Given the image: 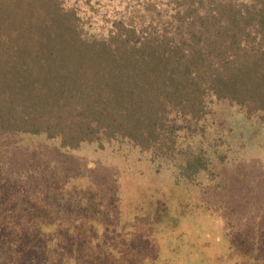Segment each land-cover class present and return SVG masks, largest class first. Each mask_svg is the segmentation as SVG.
Instances as JSON below:
<instances>
[{
  "label": "trees",
  "instance_id": "obj_1",
  "mask_svg": "<svg viewBox=\"0 0 264 264\" xmlns=\"http://www.w3.org/2000/svg\"><path fill=\"white\" fill-rule=\"evenodd\" d=\"M131 11L87 37L77 9L61 0H0V136L45 137L69 150L127 141L163 159L205 134L215 102L264 123V0H140ZM185 164L189 181L209 166L201 155ZM39 216L32 235L0 232V253L37 242L76 264L206 263L182 233L169 245L144 238L153 245L138 254L123 243L100 245L94 220L66 237L79 246L59 247L68 233L46 235L42 226L51 225ZM96 237L99 246H83ZM224 255L226 263L260 264L234 243ZM20 258L3 264H25Z\"/></svg>",
  "mask_w": 264,
  "mask_h": 264
},
{
  "label": "rangeland",
  "instance_id": "obj_2",
  "mask_svg": "<svg viewBox=\"0 0 264 264\" xmlns=\"http://www.w3.org/2000/svg\"><path fill=\"white\" fill-rule=\"evenodd\" d=\"M139 1L61 0L77 9L87 37L132 12ZM210 112L205 134L183 140L163 159L127 141L69 150L45 137L0 136V214L10 212L0 220V232L32 235L31 222L40 215L51 225L42 226L46 235H70L58 239L59 247H77L76 237L69 242L66 237L88 231L94 220L104 233L102 244L96 237L83 246L123 243L138 254L150 251L152 239L169 245L174 242L169 237L182 233L184 244L199 247L205 264H230L224 255L229 243L264 264V123L226 102L211 104ZM198 155L209 163L208 170L189 181L183 176L186 160ZM31 244L7 247L0 264L19 255L25 264H76L65 252L48 253L43 243ZM9 250L15 254L8 256Z\"/></svg>",
  "mask_w": 264,
  "mask_h": 264
}]
</instances>
